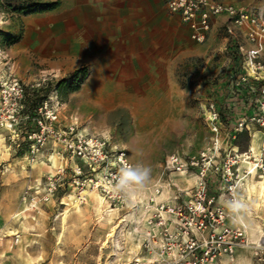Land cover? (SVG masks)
I'll use <instances>...</instances> for the list:
<instances>
[{"label": "rangeland", "instance_id": "obj_1", "mask_svg": "<svg viewBox=\"0 0 264 264\" xmlns=\"http://www.w3.org/2000/svg\"><path fill=\"white\" fill-rule=\"evenodd\" d=\"M234 1L264 11V0ZM52 2L58 3L52 10L33 7ZM164 3L0 0V79L12 72L24 92L50 86L45 97L57 96L61 123L77 121L111 148L124 150L138 172L150 169L137 185L172 182L163 199L175 194V202L188 200L182 192H190L196 174L195 168L184 174L165 171L166 157L206 153L209 194L221 189L230 201L229 185L237 192L236 206L231 202L236 217L226 214L225 220L243 228L236 249L249 255L247 264H264V195L255 191L264 174L254 169L264 147V83L251 92L234 86L238 75L258 74L264 67H229L221 36L212 43L214 53L198 55L195 45L204 42L189 39ZM257 60L264 66V46ZM42 76L47 83L31 87ZM235 93L249 100L230 99ZM211 105L218 113L214 123ZM240 121L242 127L234 131ZM56 151L48 142L30 162L21 136L12 138L0 126V264H139L140 239L133 231L138 206L107 202L95 192L78 204L69 160L65 165L67 156ZM231 161L226 181L221 177ZM61 169L60 186L43 201L47 177ZM135 196L142 202L145 194Z\"/></svg>", "mask_w": 264, "mask_h": 264}, {"label": "built area", "instance_id": "obj_2", "mask_svg": "<svg viewBox=\"0 0 264 264\" xmlns=\"http://www.w3.org/2000/svg\"><path fill=\"white\" fill-rule=\"evenodd\" d=\"M165 9L187 30L189 39L197 43L205 41L212 17L225 16L224 31L231 37L242 66L255 71L262 67L257 59L264 46V11L225 0H165ZM240 38L248 44V48L239 42ZM250 77L238 75L234 86H245L246 91H253V82L258 81L259 77L258 74ZM48 80L42 76L31 87H42ZM260 91L264 96V88ZM23 99V87L9 71L6 78L0 79V106L5 109L4 113L0 112V126L6 128L12 138L21 136V141L26 145V158L30 162L41 155L48 142L57 149L56 154L61 158L66 155L64 162L67 165L69 160L70 185L76 191L75 201L78 204L85 201L88 192H95L107 202L121 201L125 205L130 203L131 207L138 206L133 231L140 239L141 257L136 259L139 264H213L221 256L233 257L238 240L244 237L243 228L226 226L223 207L208 192L206 165L210 163V158L206 153L186 158L178 154L166 157L165 171L184 174L195 168L196 174L189 193L177 190V193L187 195L188 200L175 202V194L171 199H163L164 193L169 195L166 189L173 185L172 182L163 185L156 181L144 188L132 182L121 185L123 173L129 169L137 170V167L129 161L124 150L111 148L106 138L87 133L77 121L61 123L56 95H47L32 113L25 111ZM261 109L264 111V103ZM209 115L213 123L218 121V113L213 105ZM242 125V121L238 122L234 131ZM213 131L217 133L216 125H213ZM262 151L261 156L254 159V169L264 174ZM232 163L227 164L228 173L222 175L223 180L231 178L229 170ZM62 175L63 169L47 177L43 201H48L55 194ZM136 192H144L142 202L136 199ZM25 194L32 202L28 189ZM228 195L234 205L235 189L231 185Z\"/></svg>", "mask_w": 264, "mask_h": 264}, {"label": "crops", "instance_id": "obj_3", "mask_svg": "<svg viewBox=\"0 0 264 264\" xmlns=\"http://www.w3.org/2000/svg\"><path fill=\"white\" fill-rule=\"evenodd\" d=\"M225 1L227 3L236 4V1H234V0H225ZM237 5H239V4H237ZM242 6H245V5H242ZM245 7H247V6H245ZM164 9H165V3H164ZM170 18L172 20H177L176 17L170 16ZM225 22H226V17L223 16V15H218V16L212 17L210 31L207 34V37H206L204 43L202 45H195L196 46V50H198V53H201V54H198V55L208 56L209 53H214L215 52V48L213 47L214 44H212V43H214V41L217 39L218 36H221L222 41H224V43H223L224 46L225 45L228 46V48L225 49V53L227 54L228 52H231L232 42H231V37L227 36V34L224 31ZM184 31L186 32V34L188 36V32H187V30L185 28H184ZM239 42L243 44L244 48H248L249 47L248 44L246 42H244V40L242 38H240ZM234 49H236V48H234ZM226 50H228V52H226ZM236 53H237V50H236ZM95 56H96V54L93 57H95ZM96 57L97 58L98 57L101 58L102 55L96 56ZM228 63H229V67H231L232 62H231L230 59L228 60ZM238 63L239 64H237V66H234V67L238 68L239 65L241 64V62H238ZM242 67L245 68L244 66H242ZM262 67H264V66H262ZM246 68H245V70H246ZM249 70H252L251 67L249 68ZM262 70H264V69H262ZM246 72H247V75H251L252 76L254 74L253 71H252V73H250V72H248L246 70ZM262 72H264V71H261L260 73H262ZM260 73H258L259 74L258 75L259 80L253 82V85H255V86H257L259 84V81L264 80V75L261 76ZM246 92H248V91H246ZM230 99H234V100H237V101L238 100L242 101V100H249V97H247L244 93H241V94L235 93L233 98H230ZM244 109L247 110L246 108H244ZM249 113H251V110L246 111V113H244V114H249ZM64 124H66V121H64ZM217 180H219V178ZM211 195H214L216 197V199H217L216 203L223 207L225 213L228 214L229 217L235 216V214L233 213V205H232L231 201H229V199L227 198V194L225 192H223L221 189H219L218 191H214V194H211ZM261 195H264V193L259 194L260 197H262ZM236 196H237V192H235V206H236V203H237ZM234 220L236 221V219H234ZM226 226H228L230 228H238L237 223L232 225V223L230 222L229 219L226 221ZM248 261H249V255L248 254L244 255L243 253H239V251L236 249L232 258H229L227 256H221L213 264H247Z\"/></svg>", "mask_w": 264, "mask_h": 264}, {"label": "trees", "instance_id": "obj_4", "mask_svg": "<svg viewBox=\"0 0 264 264\" xmlns=\"http://www.w3.org/2000/svg\"><path fill=\"white\" fill-rule=\"evenodd\" d=\"M57 5H58L57 2H52L48 4H39L33 7H36L34 8V9H37L36 11L42 12V11L55 9ZM30 11H35V10L31 8ZM231 48L232 49H231V52H229V56L232 62L231 67L233 68L234 66L238 64V62H240V60H239L238 54L236 53V49H234L235 46H232ZM259 83H264V82H259ZM63 85H64V81L62 80L59 82L58 88L60 89ZM50 88H51L50 86H47L45 88H38V89H32L31 91H25L24 99H23L25 111L28 113H32L33 110L37 107V105L41 102V100L45 97V95L49 92Z\"/></svg>", "mask_w": 264, "mask_h": 264}, {"label": "clouds", "instance_id": "obj_5", "mask_svg": "<svg viewBox=\"0 0 264 264\" xmlns=\"http://www.w3.org/2000/svg\"><path fill=\"white\" fill-rule=\"evenodd\" d=\"M149 171L150 169L147 168L142 172H138L135 169H129L123 173L120 183L121 185H126L130 182L140 183L147 178Z\"/></svg>", "mask_w": 264, "mask_h": 264}, {"label": "bare ground", "instance_id": "obj_6", "mask_svg": "<svg viewBox=\"0 0 264 264\" xmlns=\"http://www.w3.org/2000/svg\"><path fill=\"white\" fill-rule=\"evenodd\" d=\"M251 168V165H250ZM257 191L259 194L264 193V181L258 182V189L255 190ZM248 192H250V190L248 189ZM262 196V195H261ZM105 211V210H104ZM104 213V212H103ZM113 229H115V227H112ZM111 234H108V236H110Z\"/></svg>", "mask_w": 264, "mask_h": 264}]
</instances>
